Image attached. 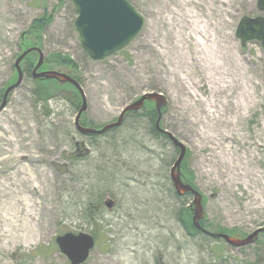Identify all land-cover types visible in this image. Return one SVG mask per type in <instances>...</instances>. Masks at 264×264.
Masks as SVG:
<instances>
[{"label":"rangeland","instance_id":"rangeland-1","mask_svg":"<svg viewBox=\"0 0 264 264\" xmlns=\"http://www.w3.org/2000/svg\"><path fill=\"white\" fill-rule=\"evenodd\" d=\"M129 1L146 20L143 31L122 51L93 61L76 30L73 0H0V92L17 79L22 35L45 8L55 11L41 49L45 59L62 54L77 64V72L57 71L81 82V126L103 129L143 95L163 94L161 127L187 147L183 180L206 198L202 227L244 239L264 228V48L256 41L243 47L236 32L244 17L264 11L258 0ZM197 20L207 26L202 34ZM203 38L213 52H201ZM33 80L25 76L0 112V264H70L55 243L68 232L95 237L85 264H264V235L237 248L182 225L194 196L180 197L173 187L179 150L171 141L123 125L83 135L78 109L62 94L37 102ZM103 170L110 180L99 178ZM101 182L102 203L93 190ZM19 190L33 203L35 232L23 241L9 232L15 215L26 212Z\"/></svg>","mask_w":264,"mask_h":264},{"label":"water","instance_id":"water-1","mask_svg":"<svg viewBox=\"0 0 264 264\" xmlns=\"http://www.w3.org/2000/svg\"><path fill=\"white\" fill-rule=\"evenodd\" d=\"M73 3L78 13L75 22L76 30L79 33L83 49L93 61H103L125 49L141 34L146 24L145 18L138 13L129 0H73ZM257 6L260 11H264V0H258ZM236 36L241 40L243 47L256 41L264 48V17H244L239 23ZM32 52L39 54V62L34 70L35 79L57 80L63 84H71L80 93L83 105L75 118V126L83 135L105 134L112 129L121 127L128 113L141 111L147 102L156 104L158 113L156 130L167 136L174 147L179 150L178 159L171 170V180L180 197L193 194V223L198 230L206 232L214 238H221L227 244L237 248L253 245L259 235L264 233V228H261L244 239H238L226 234L210 233L202 228L201 221L205 218L203 196L191 185L184 184L182 181L181 167L187 155V147L173 134L161 127L162 112L168 104L163 94L149 93L143 95L123 110L117 122L106 125L101 130L84 128L81 126L80 120L87 111V102L80 83L64 73L56 71L39 72L44 63V53L39 48H32L24 52L16 61L15 67L19 78L5 92L0 112L6 107L9 95L23 83L24 74L21 63ZM111 206L112 203H108V207L111 208ZM56 244L59 251L67 257L71 264H84L95 249L96 240L91 234L84 232L66 233L56 238Z\"/></svg>","mask_w":264,"mask_h":264},{"label":"trees","instance_id":"trees-1","mask_svg":"<svg viewBox=\"0 0 264 264\" xmlns=\"http://www.w3.org/2000/svg\"><path fill=\"white\" fill-rule=\"evenodd\" d=\"M55 11L52 13H49V11L47 10V8H45L43 14L41 16H39L33 23L32 25L29 27L28 31H26L21 38V49L22 51H26L27 49L33 48V47H42V40H43V36L45 31L49 28V26L53 23L54 18H55ZM37 61H38V54L37 53H33L31 55H29L24 63H23V69H24V74L26 77L29 78H33V71L35 69V66L37 65ZM60 68H68L71 71L77 72L79 70L77 64L73 61V59H71L69 56L66 55H62V54H54L51 55L50 57H48L47 59H45L44 65L42 67L43 71L46 70H58ZM74 79H76L80 84V80L79 78H76L75 75L70 74ZM16 80H11V82L8 85H11L12 83H14ZM34 83H36V89L34 91V95L36 97L37 102H43V103H48L50 100L55 99L57 96H61L65 99H67L74 108L78 109V112L81 109V103H82V98L79 94V92L70 84H60L58 81H47V80H33ZM7 85V86H8ZM149 104V103H148ZM142 111L144 113H142ZM140 112H130L126 115V119L124 121L123 126L121 127L122 129L124 128H130L133 130V133L136 135V132H139L141 130H146L147 131V136L149 138H153L155 141L158 139H164L166 141H170L169 138L165 135L160 134L159 132H157L156 130V123H157V119H158V114L156 112L155 109H149L147 107V105L145 106V108ZM130 117H133V121H135L136 125H131V127H129L130 125H128V123L130 122ZM84 125V123H83ZM121 128L119 129H112L110 130V132H116L118 130H121ZM95 129H101V128H95ZM128 132H131V130H128ZM133 134V135H134ZM127 137V136H126ZM123 139H128V138H123ZM106 176V177H105ZM100 179L105 178L107 180H110L111 177L110 175H108L107 170H103L99 176ZM187 184L190 183V181L184 180ZM99 183V182H97ZM103 183V182H101ZM103 187H95L93 188L94 190V195L96 197H98V202L102 203V198L104 195V183L102 184ZM191 185V184H190ZM110 186V185H108ZM107 191V190H106ZM112 191V190H111ZM190 196V195H188ZM187 197V196H186ZM206 203V198H204L203 204ZM187 207V213H184V220L181 221L182 225L184 227H186L188 230L187 232H190L191 234H194L196 236L201 235L204 237H208L207 234L197 230L193 224V220L192 222L189 221V217L191 218V214L188 213L190 211V209L188 210ZM94 211V209L92 210V208H90V212ZM96 212V211H95ZM97 214V213H96ZM189 217H188V216ZM90 217L92 218V220L96 221V224H99V222L96 219V216H94L93 213L90 214ZM183 217V216H182ZM206 220H203L201 222V225L203 227L205 224ZM216 233H223V234H227L230 236H234V234L232 232L229 231H221L216 230ZM216 241H222V239L220 238H214Z\"/></svg>","mask_w":264,"mask_h":264},{"label":"bare ground","instance_id":"bare-ground-1","mask_svg":"<svg viewBox=\"0 0 264 264\" xmlns=\"http://www.w3.org/2000/svg\"><path fill=\"white\" fill-rule=\"evenodd\" d=\"M196 24L198 26L197 34H202L207 30V26H204L203 29L200 27L203 25L202 21L197 20ZM208 42L206 38L201 39L200 45H203L201 52L210 51L213 52L214 48H212L210 45H207ZM210 60L213 59L210 57ZM207 61L209 59L207 58ZM18 195L23 196V198H20L21 202L25 203L26 212L21 214L18 212V214L15 215V218L11 221L9 224V232H11V238L12 240H25L30 234H33L35 232L33 226H32V208L33 203L32 201L27 197V191L26 190H19L16 192Z\"/></svg>","mask_w":264,"mask_h":264},{"label":"flooded vegetation","instance_id":"flooded-vegetation-1","mask_svg":"<svg viewBox=\"0 0 264 264\" xmlns=\"http://www.w3.org/2000/svg\"><path fill=\"white\" fill-rule=\"evenodd\" d=\"M173 187H174V186H173ZM262 235H264V233H263Z\"/></svg>","mask_w":264,"mask_h":264}]
</instances>
